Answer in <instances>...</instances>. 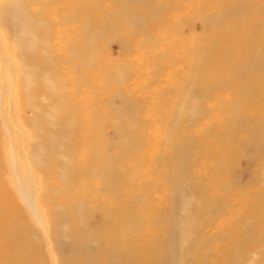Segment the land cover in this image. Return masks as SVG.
<instances>
[{"label":"bare ground","instance_id":"bare-ground-1","mask_svg":"<svg viewBox=\"0 0 264 264\" xmlns=\"http://www.w3.org/2000/svg\"><path fill=\"white\" fill-rule=\"evenodd\" d=\"M60 1L0 0V24L4 29L9 30L13 39L12 46L18 52L16 65L13 64L14 66L11 67L12 88L16 94L14 85L16 79L20 77L23 92L21 101L23 120L32 130L28 133L18 123L11 126L10 111L17 109L14 105L16 101L10 93L9 85L1 78L0 106L7 103L9 109L5 112L0 107V118L12 144L9 150L11 157L9 156L10 159L7 162L8 169L14 173L22 193L29 198L25 203L33 213L32 219L18 216L13 223L2 222L6 202L0 192V259L2 254L10 255V251L24 250L17 235L29 234L35 237L36 231L32 230V225L28 222L30 220L36 222L42 234L47 236V249L52 251V258H54L52 264H75L77 262L75 251H79L80 248L87 252L82 259L85 264H99L101 261L99 262L98 257L103 255L108 256V264H264V170L259 179L255 175L251 178L252 181L260 180L254 188L237 190L239 181L229 182L225 184L227 188L225 194L220 195L214 189L210 196H207L208 190L201 186L197 187L199 183L206 184L207 178L199 175L194 169V162H198L196 152L203 143L197 134L190 132L197 120L219 113L218 109H213L208 104V100L217 90L226 87L231 90L237 89L236 91L246 95V99L230 98L234 101L228 102L230 108L228 112H233L236 117H232L233 121L224 122L223 126L227 130L224 129L222 135L231 133L230 129L237 132L241 130L244 115L241 114L243 109L240 112L239 109L254 106L256 97L264 95L261 93V86L257 85L260 77H264V34L257 30V26H264V15L258 13L260 9L264 10V2L237 0L229 6L230 3L225 4L226 1H224L218 5L216 11L204 13L201 18L203 28H216V35L209 37L211 41H208L206 55L203 59L200 58L202 62L197 74H202L201 66H206V69L211 66L212 74L216 76L215 79L195 86L191 85L192 80L186 82L188 85L180 87L179 99L173 102V108L170 111L171 119L165 127L169 137L168 156L160 157V161L167 166L166 177L168 176L171 181V184L168 182L171 186V202L167 209V220L171 225V231H168L170 239L163 252L155 240L151 247L153 251L156 246L160 249V257L154 258L150 255L145 263H140V252L143 247L136 246L137 239L142 237L150 240V235L144 232V227L140 224L143 221L142 217L137 216L136 213L139 214L140 211L151 207L148 201L150 202V190L155 182H149L148 188L141 193H134L129 189L130 192L125 195V198L119 196L121 194L119 191L124 185L133 187L138 175L136 170L130 169L119 161L138 153L144 145V138H142L144 130L135 129L136 120L141 119L147 122L141 116L144 103L131 94L128 82L130 71L125 66L109 68L104 81L114 80L108 84L112 85L113 90L104 97L100 91V81L95 82V79L98 80V72L87 70L91 66L102 65L93 49L100 43L99 40L102 38L100 30L103 29L100 27L98 18L87 16L89 12L97 9L98 0H92L94 2L92 8L82 3L76 4L75 10H72L69 15H63L55 20L51 15L56 13L47 10L45 5ZM122 1L129 2V0ZM151 1L148 5L153 9L151 13L147 12L148 18L145 21V14L137 15L132 9L127 11L125 16H121L128 28L135 27L131 23L137 24L143 21V25L154 26L158 20H164L167 13L178 10V6L182 4L179 5L178 0L174 1V5L170 4L173 0H153V3ZM38 4L41 7L35 8ZM243 7H246L248 11H256V14L247 15L242 11ZM216 12L218 14L215 16ZM235 12L238 14L237 18L240 16V20H236L232 26H225L223 23ZM79 15H85V17L81 18ZM109 17L110 22L112 15ZM169 21L178 22L175 17ZM70 22L80 25L83 40L64 45V48L70 51V56L65 57L67 61H71L69 66L75 63L71 69L67 67L69 70L66 75L73 73L78 75L79 85L77 86L79 87L76 89L79 91L83 88L81 93H76L80 101L84 99V91L88 88L99 97L97 100L103 99L116 129L107 141L103 143L97 141L96 154H84V146H81L79 142L85 141L86 138H83L85 136L83 132L80 133L82 119L87 121L90 117L88 114L91 113L85 112V109L95 104V100L87 99V103L78 104L68 96L59 78L60 65L55 61L61 52L55 48L54 31L56 27L59 31L60 27ZM114 27L115 25L112 29ZM221 34L226 35L227 38L222 37ZM228 39L229 41L233 39L229 44L235 49L231 50L227 45ZM197 49L199 50V47ZM81 50L83 52H80ZM65 64L68 65V63ZM2 73L0 64V76ZM62 73L65 72L62 71ZM250 74L256 75L255 82L249 77ZM238 77L241 79H236ZM216 97L222 96L216 95ZM228 99L229 97L222 101ZM115 100H117L116 103ZM27 111H30V115L26 114ZM94 112L91 114L92 119H89L92 122L99 119L98 113ZM245 120H247L246 117ZM123 122L131 127L123 128L121 126ZM246 131L251 144L264 145V136L260 134L257 127L250 126ZM18 134L27 139L23 156L18 155L19 142H16ZM83 154L86 161L81 163ZM136 162L140 163L137 160ZM36 169H41L43 175L52 169H57L61 175V183L44 181L42 175H37ZM128 171L131 172L129 177L125 176L129 173ZM74 172L77 174H72ZM163 172L165 175V171ZM79 176L101 177L102 185L99 189L117 196L116 204L101 207V210L95 209L101 214L95 228L90 225L86 213H88L87 204L91 202L94 206L98 200L95 196L90 197L85 190L73 192ZM82 185L86 190L92 189L86 181ZM124 201L130 204L128 206L121 204ZM46 202L51 205L49 210ZM40 204L46 207L43 211L48 210L47 214L40 212ZM18 210L20 213L22 209ZM122 212H124L122 215L114 216L113 219L110 217L113 213ZM131 213H135V216ZM46 215L51 216V223L45 220ZM158 218L163 219L164 215ZM106 229L107 234L100 233ZM62 241L70 245V259L64 260L61 257L60 263V253L55 245L61 244ZM92 247L98 250V255L89 253ZM40 250L41 248L39 253ZM21 262H23L22 257Z\"/></svg>","mask_w":264,"mask_h":264},{"label":"rangeland","instance_id":"rangeland-1","mask_svg":"<svg viewBox=\"0 0 264 264\" xmlns=\"http://www.w3.org/2000/svg\"><path fill=\"white\" fill-rule=\"evenodd\" d=\"M149 1L151 0H129V2H124L122 0H100L99 2L98 0L97 9L89 12L87 15L90 18H98L100 27L103 29H99L102 31V38L99 40L100 43L93 49L100 58V63H102V65H94L87 69L89 71L94 70L98 72V80L95 79V82L98 83L100 81L102 97L113 90L112 85L108 84L114 80L109 82L104 81L109 73V68L125 66L126 69L130 71V79L128 82L130 83L131 94L144 103L143 115L141 114V116L147 120V122L145 123L143 120L141 121V119H139L136 120L135 124V129L137 131L141 128L144 130V134L142 135V138H144V145L138 153L129 155L128 158L124 157L119 161L127 165L130 169L138 172L133 187L131 188L130 186L124 185L119 191L121 193L119 196L125 198V195L130 192V190L134 193H141L148 188L149 182H155L150 190V202L148 201L151 207L147 210L140 211L139 214L138 212L136 213L137 216L142 217L143 221L140 224L143 225L144 232L150 235V240L142 237L137 239L138 242H136V246L142 245L143 247L140 252V263H145L150 255H153L154 258L160 257V249L156 246L155 251H153L151 247L155 240H157V244L160 245L163 252V250H165L164 247L168 245L167 241L169 242L170 239L168 231H171V225L167 220V209L170 207L171 202V181L168 176L166 177L167 166L163 161H160V157L163 155L168 156L169 144H167V141L169 137L165 132V127L166 123L171 119L170 111H172L173 102L179 99L180 87L188 85L186 82L192 80L193 82L191 85L195 86L215 79L216 76L212 74L211 66H208L207 69L206 66H201L200 70L202 74H197L198 67H200V63L207 52L208 41L210 40L209 37L211 38L216 35V28H203L201 18L204 13L207 14L211 13V11H216L215 9L218 8V5H221L224 1H226L225 4L230 3L229 6H231V4H234L237 0L231 2L230 0H178L179 5L182 3L180 5L182 7L178 6V10H171V13H167L164 20H158L154 26H146L143 25V22L148 18L147 12L151 13L153 9L149 8ZM174 1L175 0L170 1V4L174 5ZM260 1L264 2V0ZM151 2L153 3V0ZM81 3L91 8L94 4L92 0H61L60 2L45 5V8L51 12L54 11L56 14L51 16L55 18V20H58L63 15H69L72 10H75L76 4L81 5ZM36 7H41V5H35V8ZM131 9L137 15L145 14L143 22H138L137 24L131 23L132 26H135L134 28H128L121 18L122 15L125 16L126 12ZM242 11L247 13V15L251 13L256 14V11H248L246 7H243ZM258 13L264 15V10L260 9ZM217 14L218 12L215 13V16ZM110 15H112V21L109 22L108 19ZM79 16L81 18L85 17V15ZM237 16L238 14L235 12L233 15L228 16V19L223 24L225 26H232V24L236 23V20H240V16L238 18ZM174 17L177 18L178 22L171 23L172 21L169 20ZM168 21L170 23H168ZM110 23L112 24L110 25ZM64 25L65 26L60 27L61 29H59V31L57 27L54 31V45L56 50L61 52L55 59L60 65L59 78L63 82V89L67 92L68 96L78 104L87 103V99H90V101L95 100V104H92L91 107H87L85 112H91L88 114V117L90 115L89 119H92V112H97L100 120H93L94 122H92V120L89 119H87V121L82 119L83 122L80 125V133L83 132L85 134L83 138H86L85 141L79 142L81 146H84V154H96L97 148L95 146L97 141L99 140L103 143L110 139L116 130L115 124L108 115V110L103 99L102 101L97 100L99 97L92 93L91 89L88 88L84 91V99L81 101L76 95V93H81L83 88L79 91L76 89L79 87L77 86L79 85V77L77 74L73 73L69 76L66 75L67 70H69L67 67L71 69L75 66V63L69 66L71 61H67L65 57L68 58V56H70V51H68V48L65 49L64 45L67 43L72 44V42L75 43L76 40L81 42L83 37L79 24L77 25V23L70 22ZM114 25L115 27L112 29ZM257 27V30H260V32L264 34V26L260 25ZM221 36L227 38L226 35L221 34ZM231 40L233 41V39ZM231 40L229 41L228 39L229 42L227 45L233 50L235 47L229 44ZM12 41L13 39L9 30L4 29L0 24V64L1 72H3L0 78L1 80L4 79L3 81L9 85V89H11L10 93L16 101L14 105L17 107L16 110L13 109L10 111V118L12 119L11 126H15V124L18 123L30 133L32 129H30L23 120L24 112L23 104L21 103L23 92L21 91L22 80L20 77L16 79L14 85L16 94L12 88V80L10 77L12 74L11 67L16 65L15 62L18 60V52L15 47L12 46ZM197 47H199V50ZM80 52H83V50ZM65 63H68V65ZM209 70L211 72H209ZM62 71L65 73H62ZM249 77L255 82L256 75L250 74ZM236 79H241V77ZM259 80V84H256L261 86V93L264 94V77L261 76ZM236 90H231L226 87L217 90L215 95L208 100V104L213 109H218L219 113L215 115L213 113L212 116L209 115L208 117H204V119L201 118L197 120L196 124L190 130L191 133L197 134L203 143L196 152L198 162H194V169L199 175L207 178L206 184L199 183L197 185V187L201 186V188L209 191V193L207 191V196H210L211 191L214 189V191L220 195L225 194L224 192L227 191L225 184L229 182L237 183V181H239L237 190L254 188V186L259 184V176H261L260 174L264 170V145L258 146L256 143L251 144L252 142L248 141L249 137L246 131L250 126H252V128L257 127L260 134L264 136V121H262L264 117V95L259 98L256 97L253 103L254 106L249 108L245 106L239 109V112L243 109L241 114L244 115V124L241 125V130L237 132L234 131V129H230L231 133L222 135L224 129H226L225 126H223L224 122L233 121L232 117H236L233 112H228V102L234 101L230 100V98L246 99V95L243 94V92L239 93ZM216 95L222 97L218 98ZM233 95L236 97H232ZM228 97L229 99L226 100L227 102L222 101ZM114 102L116 103L117 100ZM1 108H3L5 112L9 109L7 103L3 104ZM114 110L116 111V108ZM111 113L114 114L113 111H111ZM26 114L30 115V111H27ZM245 117L247 120H245ZM121 126L123 128L131 127L124 122L121 123ZM26 140L27 139L22 135L18 134V140L16 142H19V145H17L19 150H17L20 156L24 155ZM10 144L11 141L9 140L6 128L0 118V192L3 194L4 201L6 202V204H4L5 216L2 217V222L6 224L13 223L15 217L17 218L18 216L21 218H33L32 210L25 203L29 198L22 193L21 186L14 173L11 169H8L7 162L10 159L9 156L11 157V153L9 152ZM84 154L81 156V163L86 161ZM136 160L140 163H137ZM9 168H11L10 165ZM163 171H165V175ZM36 172L37 175L43 176L42 179L44 181H50L56 184L61 183V175L57 169H52L47 172V174L44 173V175L41 169H36ZM72 174L77 173L74 172ZM130 174L131 172L125 176L129 177ZM254 175L258 176V179L252 181L251 178L254 177ZM84 181L89 183L92 189H84V185H82ZM168 182L170 184H168ZM254 183L256 185H254ZM101 185L102 179L99 176H79V180H76V185L73 188V192L85 190L89 193L90 197L94 198L95 196L98 200V203L94 206L91 202L87 204L88 213H86V217L93 228H95L100 221L101 215L95 209L101 210V207L117 203L116 194L101 191L99 189ZM46 203L49 210L51 205L48 202ZM152 203H157V205ZM121 204L128 206L130 203L124 201ZM40 208V212H42L43 208L46 207L40 204ZM18 209H22L20 213ZM89 209H91V211ZM47 211L44 210L43 214H47ZM123 213L124 212L113 213L110 217L113 219L114 216H120ZM131 214L134 215L135 213ZM163 215V219L158 218ZM44 217L49 223L52 222L50 219L51 216L48 217L46 215ZM28 222L32 225V230L34 232L36 231L35 237H31L29 234L17 235V239L24 247V250L10 251V255L2 254L0 264L53 263L54 258H52V251L47 249V236L42 234L41 228L36 222L30 220ZM105 231H107V229L100 233L107 234ZM148 231H150V233ZM158 234H160V236ZM172 238L173 235L171 236V239ZM86 239L89 240L88 238ZM148 244H150V246ZM55 246L60 253V263L62 260L61 257H63L64 260L70 259V245L68 242L62 241L61 244L57 243ZM40 248L41 250L39 253ZM89 253L91 255L99 254L98 250L96 251L94 247L91 248ZM86 255L87 252L84 251L83 248H80L79 251L76 250L75 257L77 258V262L75 264H85L82 259ZM21 257L23 258V262L20 263ZM99 258V262L101 261L99 264H108V256L103 255L98 257V259ZM15 260H17V262H15ZM155 261L160 262V260Z\"/></svg>","mask_w":264,"mask_h":264}]
</instances>
